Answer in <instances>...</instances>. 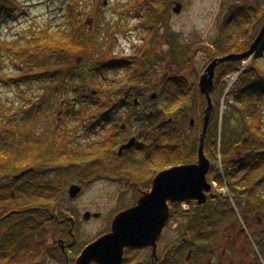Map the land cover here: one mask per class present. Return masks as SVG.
Wrapping results in <instances>:
<instances>
[{"label": "trees", "instance_id": "16d2710c", "mask_svg": "<svg viewBox=\"0 0 264 264\" xmlns=\"http://www.w3.org/2000/svg\"><path fill=\"white\" fill-rule=\"evenodd\" d=\"M177 1L184 0H134L127 2L125 8L131 10L135 5L143 9L142 5H146V17L150 19V27L155 28L159 22L169 21V14ZM100 5L103 6V1H100ZM78 8L80 9L76 0H71L67 8L63 9L60 23L56 28L49 26L42 31L30 30L28 32L30 38L24 44L21 42L25 38L11 41L2 40L0 37V58L4 59L2 54L7 51L23 63L17 69L20 72L18 78L8 80L10 84L48 77L54 82L57 75L59 80L63 78L72 84L83 78L84 74L70 62L75 55H78L76 57L78 59L83 54H98L100 60L105 56L103 49L109 37V35L105 37L107 31L101 28L100 23L96 25L95 31L92 27L91 29H86V26L80 27L78 19L84 16L87 5L80 10ZM1 9L3 12L0 17L6 18L5 11L10 12L13 8L1 6L0 11ZM96 15L101 18L100 12ZM263 25L264 0H258L257 5L230 6L226 18L219 26L218 35L205 46L207 58L213 60L229 53L239 54L248 51ZM171 36L174 39L172 37L168 56L172 59L175 72L167 78L163 94L166 98L164 106L166 116L168 119H174L166 124V139L170 144L173 163L185 159L194 161L198 153V133L204 123L208 101L200 92L197 83L199 77L197 76L195 81H189L184 75L185 65L190 62L188 55L195 49L197 43L182 45L177 41L178 36L172 34ZM257 52L228 92L226 78L240 70L242 60L221 63L217 68L215 88L211 93L214 108L205 143L206 152L210 153L208 157L213 160L208 178L210 181L216 180L220 187H228L229 191L226 196L217 192L204 206L196 208L190 218L186 217L188 212L178 207L180 208L177 210L178 216H184L183 221L179 223L178 231L187 240L186 242L181 240L179 246L182 264H186V257L191 250H194V255L189 260L190 264H206L208 246L218 240L222 227L239 224L238 227L243 229L240 219L244 217L247 220L248 217L251 219L249 224L252 228H249V232L253 233L254 238L248 245L250 237L246 235V243L251 247L250 251L256 255L249 259L247 255L250 251L245 252L238 264H261L260 258L264 259V109L261 108V98L264 94V61L257 58L264 56V43ZM124 59L111 65L123 66L126 64ZM137 62L139 65L133 70L135 80L129 82L140 81L138 66L146 67L141 60L138 59ZM107 64L102 61L90 70L91 72L89 71L92 81L110 66ZM97 89L110 91L114 97L121 98L115 100L113 97L109 102L99 104L95 100L93 90L88 95L79 96L77 103L80 107L76 109L70 106L68 114L72 118H78L76 121L89 122L96 119L95 122L100 123L103 117L99 115L109 113V108L119 112L125 104L128 106L131 104V108L134 106L131 100V97L135 96L134 93L125 90L120 84L112 88L98 86ZM83 92L86 93V87ZM180 99L184 104L182 108L179 105ZM222 101L227 106V111L221 118ZM88 102L97 104L94 106L96 109L88 112L85 105ZM6 113L8 112L4 105L0 108V115L8 118L7 127L16 132L21 131L19 124H13L14 120ZM157 117L159 118V115ZM191 117H196L200 127L199 130L198 128L194 130L192 137L188 131V121ZM150 119L152 125L159 124V120L151 117ZM11 138L17 137H9L8 143L4 144L1 141L4 138L0 137V220L3 230L0 264L2 262L31 264L35 260L38 264H44L45 217L56 214L60 209V201L65 198L66 189L74 178L88 169L93 173H101L105 155L108 159L110 156V160L118 157L114 151L119 142L111 140L104 145L98 140H92L90 144L81 147L69 146L68 134L63 132L53 141L46 143L41 141L39 144L35 142L29 149H23L20 145L24 143ZM158 140L163 141L161 137ZM218 153L222 157L221 160L217 157ZM81 165L87 168L79 169L78 166ZM30 167H36L37 170L21 177L20 180L14 178ZM56 182H60L62 187L58 188ZM26 186L31 189L27 190ZM44 207H48L49 213L42 211ZM48 221L52 222L53 219L49 218ZM57 254L58 252L53 257L58 258Z\"/></svg>", "mask_w": 264, "mask_h": 264}, {"label": "rangeland", "instance_id": "374dc122", "mask_svg": "<svg viewBox=\"0 0 264 264\" xmlns=\"http://www.w3.org/2000/svg\"><path fill=\"white\" fill-rule=\"evenodd\" d=\"M100 1H103L102 7ZM129 1L134 0H76L80 9L84 5H87L86 12L85 14L83 13L84 16L82 15L78 19L80 27L86 26V29H91L92 27L93 31H95L96 25L100 23L102 25L101 28L108 33L105 37L107 38L108 35L109 37L103 49L105 56L101 60L98 54H83L78 59L76 58L78 55L73 57L70 62L78 67V71H82L84 74L82 73L83 78L77 79L72 84L66 82L63 78L59 80V75L56 76L54 82L53 79L48 77L36 79V81L26 80L24 82L18 81L10 84L8 80L18 78L20 72L17 69L23 63L9 52H3L4 59L0 58V108H3L5 105L6 112H8L6 114L12 117L14 120L13 124H19L21 131L16 132V130L9 129L7 127L8 118L6 119L0 115V137L4 138L1 140L2 143L7 144L9 137L16 136L17 138L11 139H18L19 143H25V145H20L23 149H26V147L29 149L31 144L37 142L35 140L36 138L44 137L42 142L46 143L63 132L68 134V139L72 142L71 146H76V144L82 146L85 144L88 145L90 141L99 139L105 133L106 129H109L111 124L109 126L103 121L96 123V119L89 122H79L76 121L78 118H72L68 114L70 106L76 109L80 107L77 102L80 99L79 96H82V94L88 95L94 90L95 100L99 104H105L114 97V94L110 91H100L97 89L98 86L112 88L120 84L125 90H129L132 94L134 93L135 96L138 93L145 92L147 98L152 93L157 92L159 94L158 98L165 101L166 98L163 90L166 88L167 78L175 72L172 59L168 56L173 37L171 34L178 36L177 41L182 45L197 43V46L194 47L195 49L193 51L191 50L188 55L190 62L185 65L186 70L184 75L189 81H195L198 76L199 80L197 83L199 84L200 77L207 69L210 60L207 58L205 46L210 44L218 35L217 31L219 26L223 23L224 18H226L230 6L257 5L258 2V0L177 1L182 3V9L179 12L174 11L175 3L174 8L171 9L169 14V21L159 22L158 26H156L157 34L155 38L148 41L149 38L147 36L151 34V30L154 27H150V19L146 17V5H142L144 7L143 9L140 6L134 5L131 10H127L125 5ZM5 2L0 0V7L9 6L13 9L10 12L5 11L6 18L0 17V37L2 40H12L17 34H23L25 31H42L49 26L56 28L60 23V15L63 13V9L67 8L71 0H14L12 3L6 0ZM92 8L94 9L91 10ZM2 10L0 11V16L3 12ZM97 12H100L101 18L97 17ZM24 38L25 40L21 42L22 44L26 43L25 41L30 38L27 32L24 33ZM144 44L150 45L148 51L152 53V58L157 59L154 60V63H151H158V71H154V65L150 64L143 69L147 78L140 79V81H148L147 83L138 86H126L132 68H129L128 65L115 67L111 63L114 64L123 61L127 55L134 54L137 52V47H141ZM257 58L264 61V56ZM102 61L106 64L108 63L107 65L110 66L95 77V80H93L95 84H93L90 78V70L97 67ZM230 77L232 75L228 79ZM85 87L86 93L83 92ZM161 94L162 96L160 97ZM135 96H132L131 100ZM119 98L114 97L113 99L118 100ZM261 103V108L264 109V94L262 95ZM90 104V102L85 103L88 112L96 109L94 106L97 105L95 103ZM130 106L131 104L127 108L119 111L120 115H126L130 111H137L139 113L142 108H137L135 105L132 108ZM226 111L227 106L222 101L220 116L222 117ZM80 123L83 124L82 128ZM94 123L96 124L94 125ZM72 125L76 128H71ZM69 130L73 131L71 132ZM218 157L221 158L220 155ZM118 187L115 184L104 182L96 183L93 188L83 192L82 195L67 202V204L71 207H77L81 213L85 209L104 213V211L116 205L123 204L121 200L115 201L116 197L114 196V192L118 191ZM214 193H216L215 190ZM219 193L225 192L221 189ZM129 198H131V195ZM125 199L127 200V198ZM114 201L115 205L113 206ZM103 219V217L100 219L94 218L91 222H82L84 231L80 239L85 241L86 239L95 237V233L103 230L105 226ZM240 222L246 231L247 228H252L251 224H249L251 222L249 217L248 220L245 217L242 220L240 219ZM238 226L239 224H228L227 227H222V232L220 231L218 240L211 244L214 249L220 248L219 250L215 249L218 251V254L214 257L215 263L221 261L222 250H225L223 249L224 247L228 248L229 264L239 263L240 258H238V254L242 256L243 251L240 243H238L239 238L237 234L242 230ZM231 234L233 240L229 241V235ZM165 235L163 244L167 245L171 240V236L176 235L174 222L167 227ZM247 235L250 237L248 240L249 245L253 242L254 237H252V232H249ZM256 253L259 254L258 251ZM254 255L256 254L250 252L247 257L250 259L255 257ZM186 256L187 254L185 253L184 257ZM260 261L262 262L261 264H264L263 258H260ZM188 263L190 264L189 261L186 262V264ZM49 264L58 263L54 262Z\"/></svg>", "mask_w": 264, "mask_h": 264}, {"label": "flooded vegetation", "instance_id": "af4514ba", "mask_svg": "<svg viewBox=\"0 0 264 264\" xmlns=\"http://www.w3.org/2000/svg\"><path fill=\"white\" fill-rule=\"evenodd\" d=\"M156 34L157 28L155 30H151V34L147 36L149 38L148 41L154 39ZM149 46L150 45L148 44H144L141 47H137V52L134 54L127 55L125 60L126 64L124 66L128 65L129 68H132V70L129 73V77L127 79L128 83L126 86L129 84L141 85L148 82L129 81L135 80V74L133 70H135L134 68L139 65L137 62L138 59L141 60L146 67L150 64L152 65L154 60H157L151 57L152 53L148 51ZM157 64L158 63L153 64L154 71H158ZM143 69L144 68L138 66L141 79H146L147 76ZM153 94L155 93H152L149 98H147L146 93L143 92L142 94H139V96L132 98L133 105H135L137 108L142 107L139 113H137V111H130L127 113L128 115H120L118 111H113L114 108H109V113L106 112L104 115H99L100 117H103V121H107V125L110 126L111 124V126L109 129H106L105 133L99 139L96 140L100 141V143H104V145L110 143L111 140L119 142V146L114 151L118 157L114 155L115 157L112 156L113 158L110 160V156L108 159V157L105 155L102 168L103 171L101 173H93L91 169H88L85 173L82 172L80 176L74 178V180L66 189L65 198H63V201H60V209L56 211V214H53L50 217L47 215L49 218H52L53 221H48L49 218L47 216L45 217L46 222L43 227L45 235L44 248L46 251L44 255V264L54 262H57L58 264H76L79 255L86 249L87 245L113 231V222L119 214L135 207L138 204V200L143 197L145 193L151 192L154 186V179L159 173L163 172V170L173 168V166H182L184 164H194L198 162L199 158L197 153L196 159L194 161L185 159L181 162L173 163V160L171 159L170 144L166 139L167 132L165 128H167L166 124L171 122L174 118H167L166 108L164 107L165 101H162L160 98H158V93L155 97ZM179 105H181L180 108H182L184 104L182 101H180ZM127 107L128 105L125 104L119 111ZM157 115H159V118ZM150 117L159 120V124L152 125V119H150ZM192 119H194V122H192ZM98 120L99 119L97 118V121ZM80 124L82 128L83 124ZM71 128L76 127L72 125ZM197 128L198 130L200 129L196 117H191V119L188 121V129H190L188 131H190L191 137L194 135V130ZM203 129L204 127L202 124V129L198 133V152L200 149L199 147ZM160 137L163 139L162 142L158 140ZM42 139H44V137H39L35 140L39 144L41 143ZM54 139H50L49 141H53ZM131 139H134V144L129 148H123L121 152V147L128 145L131 142ZM68 144L70 146L72 145V142L69 140ZM76 146L81 147V145L78 144H76ZM205 153L207 157L210 155V153L206 152V147ZM210 160L212 166L213 160L211 158ZM53 168L59 169V167ZM78 168L85 169L87 166L81 165L78 166ZM26 170H29V172L24 174V176L35 172L37 169L36 167H30ZM41 172H43V170H41ZM103 182L119 186L118 191L114 192V196L116 197L115 201L117 202L121 200L123 204L114 206V201V207L104 211V213L99 211L93 212L91 209H85L84 212L81 213L77 207L68 206L67 202L78 198L83 194V192L93 188L96 183L98 184ZM55 184L58 188L62 187L60 182H56ZM72 184H77L81 187V191L76 197H72L69 194ZM26 188L27 190L31 189L27 186ZM130 195L131 198H129ZM125 198H127V200ZM168 204L170 216L166 222L164 232L158 237L156 241V245H128L124 249V258L118 264H182V261L180 260L179 246L182 241L186 242L187 240L185 236L182 237L179 234V223L183 221L182 219L184 216L179 217L177 210L181 208L184 210V212H188L186 217L190 218L189 216L194 213V210L199 206H204V204H200L198 199L187 200L185 203L186 207H183V203L181 202H172L171 200L168 201ZM42 211L49 213L48 207H44ZM87 212H90L89 217L86 215ZM102 217L104 218L103 220L105 224L103 230L96 232L95 237L82 241L80 239L84 231V225H82V222H91L94 220V218L100 219ZM173 222L175 225L176 235L171 236L170 242L165 245L163 244V240L166 236V229ZM1 226L2 224L0 220V251L3 252V230ZM247 231L249 232V228H247ZM245 232L246 229L243 228L237 234L239 238L238 243H240L243 253L250 251L251 248L247 246V237ZM231 240H233L232 234L229 235V241ZM53 249H55V251ZM215 249L219 250L220 248ZM215 249L211 245L208 246L209 253L208 258L206 259V264H229L228 248H223L225 250H222V259L219 263H215L214 257L218 254V251ZM56 252H58V258L53 257ZM193 255L194 250H191L186 257V261L191 260ZM240 257L243 258V256H239L238 254V258ZM249 257H251V255H249ZM1 264H3V262ZM31 264H38V262L35 260V262ZM91 264L99 263L93 262Z\"/></svg>", "mask_w": 264, "mask_h": 264}, {"label": "water", "instance_id": "95a60500", "mask_svg": "<svg viewBox=\"0 0 264 264\" xmlns=\"http://www.w3.org/2000/svg\"><path fill=\"white\" fill-rule=\"evenodd\" d=\"M183 5L177 3L174 11L179 12ZM259 35L248 51L243 53H229V55L219 56L211 60L205 72L201 75L199 86L201 93L207 97L208 108L205 111L204 129L201 134L200 150L198 162L194 164H184L173 166V168L163 170L154 179V186L149 193H145L138 200V204L130 210L119 214L113 224V231L87 245L86 249L79 255L76 264H118L124 258V249L128 245L154 244L158 237L164 232L166 222L170 216L168 201L184 202L186 200L198 199L200 204L207 201L208 193L212 191V186L207 178L210 171V159L205 154V140L208 126L213 110V100L211 92L215 88L216 71L220 63L229 61H239L256 55L264 43V25L259 31ZM157 94H153L155 97ZM194 122V119H192ZM131 142L121 147L129 148L134 144ZM24 171L15 178L20 179ZM81 191V187L72 184L69 194L76 197ZM90 212H87L89 217ZM99 215L98 213H96Z\"/></svg>", "mask_w": 264, "mask_h": 264}]
</instances>
